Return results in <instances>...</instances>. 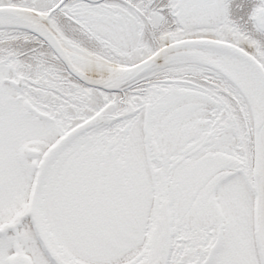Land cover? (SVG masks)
I'll use <instances>...</instances> for the list:
<instances>
[{
  "label": "snow or ice",
  "instance_id": "1",
  "mask_svg": "<svg viewBox=\"0 0 264 264\" xmlns=\"http://www.w3.org/2000/svg\"><path fill=\"white\" fill-rule=\"evenodd\" d=\"M0 264H264V0H0Z\"/></svg>",
  "mask_w": 264,
  "mask_h": 264
}]
</instances>
